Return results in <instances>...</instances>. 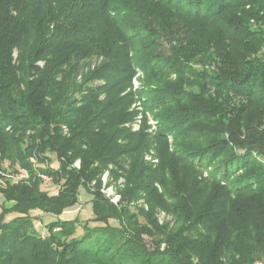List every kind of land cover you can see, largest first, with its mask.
Masks as SVG:
<instances>
[{"label": "trees", "instance_id": "16d2710c", "mask_svg": "<svg viewBox=\"0 0 264 264\" xmlns=\"http://www.w3.org/2000/svg\"><path fill=\"white\" fill-rule=\"evenodd\" d=\"M263 46L264 0H0V264H229L230 224L222 206L212 210L218 195L208 190L217 174L229 184L219 182L223 195L264 183ZM135 95L159 124L155 167L143 156L147 116L139 130L125 127L139 115L130 108ZM216 161L219 173L200 177ZM110 165L128 183L119 205L101 191ZM44 176L57 192L43 188ZM81 187L93 196L94 217H58L41 233L33 212L60 216ZM144 192L178 216V242L154 206L130 205ZM245 200L232 209L252 218L256 251L243 249L232 264L264 257V201L254 208ZM12 212L19 215L6 221ZM192 217L218 220L216 234L188 238ZM145 233L164 238L149 246Z\"/></svg>", "mask_w": 264, "mask_h": 264}, {"label": "rangeland", "instance_id": "374dc122", "mask_svg": "<svg viewBox=\"0 0 264 264\" xmlns=\"http://www.w3.org/2000/svg\"><path fill=\"white\" fill-rule=\"evenodd\" d=\"M34 37V34L31 33L29 35V40ZM262 51L264 52V46L262 47ZM19 54V51L17 48L14 49V57L17 58ZM97 59L93 58L91 60H88V64L86 66V70L89 68L93 67L96 64ZM44 61H38L37 64L43 66ZM81 77V74L79 75ZM144 77V74L142 72H138V74L133 78V90L136 91L138 89H141L142 86V79ZM130 90V88L128 89ZM127 90V91H128ZM104 96H102L103 98ZM145 102H146V97L145 96H138L135 95L133 103L131 104V109H136L138 111V114L133 122H128L125 124V127H132L133 130H139L141 127V124L143 122L144 116L146 115L148 118V125L149 128H147L148 133H149V138L151 140V147L145 152V160L147 162H150L153 164V167L157 166L160 163V157L158 155V151L156 149L157 143H158V129L159 126L158 121L153 117V113L150 110H146L145 108ZM263 103H258L257 107L259 106H264L262 105ZM65 132H67V128L65 127ZM168 141H169V148L171 151H176V146L174 144V137L171 134L167 135ZM219 161L214 162L211 165H205L204 167H201V173L200 177L207 178V179H213L214 173H219L218 170H216V166H218ZM52 165L54 167H57L59 165L58 160L56 157L53 155V162ZM75 165L77 167L81 166V159H77L75 161ZM4 167L8 173H12V167L10 166V162L6 161L4 163ZM117 167H113V165H110L108 169L105 171V173L102 176V184L101 185V191L105 196L114 204L119 205V202L121 201V189L124 187L128 186L127 179L124 174L116 177L113 175L111 172L112 170L116 169ZM121 172V170H120ZM123 173V172H122ZM22 174L25 175L22 171ZM21 175L16 176V179H19L22 177ZM27 175V174H26ZM220 174H217L218 181H211V185H209V192L208 195L215 194L216 197L218 195V199L213 202V207L212 210L215 209H223L225 210L223 212V217H225L230 224V235L231 236V246L230 250L228 251L227 255V261L229 264H232L233 261H235L237 258H240V254L243 249L251 251L253 254L256 251L255 244L249 239L251 235V224H252V218L249 217L248 214H245L243 217L240 216V218L235 214V211L232 209V207L237 204L238 202L236 200H240V196L242 195V198L249 203V206L257 208L260 204H262V201H264V183L263 184H254L250 185V188L245 189L243 191L239 192L238 194L233 193L229 194L226 193L225 195L215 192L216 190L220 189L221 192H225V190L220 187L219 182L222 185H225V187L229 188V184L225 182V180H221L219 177ZM239 175H242V172L239 174H232L231 181L232 183L235 182ZM45 182L43 184V188H46L49 190L51 193H55L58 190V186L52 183V181L49 179V177L44 176ZM180 179V178H179ZM96 185V181L92 182L91 186ZM157 187L161 190L162 187L160 183L156 182ZM228 185V186H227ZM95 187V186H94ZM230 189V188H229ZM92 194H90L84 187L80 188L79 191V200L77 204L74 205V207H70L66 210H64L63 213H61L60 216H55L53 214L49 213H42L39 210H35L33 213L35 215H39L40 218H37L34 220L35 227L41 232V233H46L47 228L45 223L49 222L52 219H57L58 217L62 219H67L71 220L74 218H80L82 221L90 220L94 217V212H93V202H92ZM208 197V196H207ZM172 198V197H171ZM171 198L169 200H171ZM175 198V197H174ZM173 199V198H172ZM162 200V198H161ZM165 200V197L163 198ZM4 201L3 195L0 193V214L2 212V203ZM130 205L133 207H137L138 209H144L145 211H151L154 209L156 213V217H158V222L164 226V228H167V230L170 233H177L176 237H173L174 242H178L180 240V225L179 221L177 220L178 216L173 213V210H170V207L164 205L163 203H155L151 202V198L149 200L148 196L146 195V192L141 194V197L137 200H132L130 202ZM204 205L203 203L200 204V206ZM152 206L154 208L152 209ZM190 206V205H189ZM187 206L191 212V210L198 211V209L192 208V206ZM180 213V212H179ZM178 214V213H177ZM18 213L12 212L6 215V221H10L16 216H18ZM112 223H117L115 220H111ZM218 220L212 221V223H209L208 221H203L202 224L197 225V221L195 220L194 217L190 218L189 223L187 225L188 231L186 232V235H188V238L192 239H202V236L205 235L207 238H209V235L213 237V235L216 234L219 224ZM97 224V223H91ZM243 232H240V231ZM83 232V229L79 230V233ZM198 234V235H197ZM157 236V237H156ZM156 236H151L147 233L144 234L143 238L146 240L149 246L153 245V242L161 238H164V236L161 235H156ZM241 241V242H239ZM163 246L165 245V242H162ZM207 251V247L204 249ZM206 254V252H204ZM196 257V256H194ZM200 258V257H199ZM198 256L195 259H199ZM196 260V261H197ZM260 263L264 264V257L258 258L256 261L249 263V264H254V263ZM248 264V263H247Z\"/></svg>", "mask_w": 264, "mask_h": 264}, {"label": "built area", "instance_id": "2783aa9c", "mask_svg": "<svg viewBox=\"0 0 264 264\" xmlns=\"http://www.w3.org/2000/svg\"><path fill=\"white\" fill-rule=\"evenodd\" d=\"M254 264H260V263H256V262H255Z\"/></svg>", "mask_w": 264, "mask_h": 264}]
</instances>
